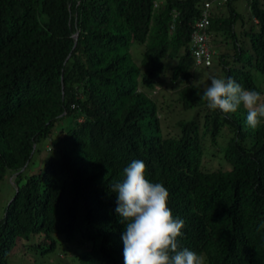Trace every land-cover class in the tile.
<instances>
[{"label": "trees", "instance_id": "16d2710c", "mask_svg": "<svg viewBox=\"0 0 264 264\" xmlns=\"http://www.w3.org/2000/svg\"><path fill=\"white\" fill-rule=\"evenodd\" d=\"M207 1L216 56L196 68L188 41ZM216 1L0 0V184L12 188L0 264H124L111 186L133 160L168 190L181 248L264 264V123L250 128L243 106L209 110L199 83L219 66L264 99V0L245 16ZM176 108L191 115L162 134Z\"/></svg>", "mask_w": 264, "mask_h": 264}, {"label": "clouds", "instance_id": "9594fccd", "mask_svg": "<svg viewBox=\"0 0 264 264\" xmlns=\"http://www.w3.org/2000/svg\"><path fill=\"white\" fill-rule=\"evenodd\" d=\"M208 38L213 52L211 65L195 66L193 61L196 68H210L213 65L216 52L210 43L209 33ZM209 81L202 94L209 110L229 114L243 106L250 128L256 129L264 123V99L261 93L245 89L230 77L210 76ZM145 172V163L133 160L123 169L122 182L111 186V192L116 195L115 212L120 218L119 222L124 225L121 237L124 264H206L207 258L203 253L197 254L180 247L177 238L182 235L184 220L173 217L168 206L169 192L163 183L151 182Z\"/></svg>", "mask_w": 264, "mask_h": 264}, {"label": "rangeland", "instance_id": "374dc122", "mask_svg": "<svg viewBox=\"0 0 264 264\" xmlns=\"http://www.w3.org/2000/svg\"><path fill=\"white\" fill-rule=\"evenodd\" d=\"M246 5H247V0H236L234 2V6L236 8V11L241 16H245ZM132 52H133V56H134V58L136 60L138 58L139 54H141V52H142V47L138 46V45H133ZM212 70L213 71H211V72H209L207 74H203L202 77H200V82L199 83H200V85L203 88L206 87L208 85V83L210 82L209 81V77L210 76H216V77L220 78V75H218V74H221L220 67L219 66L212 67ZM197 71H199V70H197ZM166 89H168V87H166ZM190 115H191V111L188 112V113L187 112L181 113L180 111H178V108H176L173 112L164 114V116H163L164 119H162V127H163L162 128V134H171V133H173V130H174L173 123L175 122V120H178V119H181V118H187ZM163 121L165 123H163ZM45 145H46V142L43 141L37 147L40 150V154L39 155L38 154L34 155L33 159L36 160L35 161L36 165L30 171L31 174L37 173L38 169L41 166V163L47 157V152L44 150V146ZM206 162H208V166H210V165L214 166V163H215L213 160H210V159H207ZM11 195H12V188L10 189L9 185L6 184L5 182L1 183L0 184V215H1L2 211H3V208H4L5 204L10 200ZM58 257L60 259H63L64 256L63 255H59ZM72 258H74V253L73 252H71L66 257L67 262H71ZM34 264H56V261L51 256L47 257V258L39 257V259L35 260Z\"/></svg>", "mask_w": 264, "mask_h": 264}, {"label": "built area", "instance_id": "2783aa9c", "mask_svg": "<svg viewBox=\"0 0 264 264\" xmlns=\"http://www.w3.org/2000/svg\"><path fill=\"white\" fill-rule=\"evenodd\" d=\"M224 0L216 1L220 5ZM210 2H203L201 7L200 19L193 25L189 35L188 49L193 58L195 66H210L212 50L209 44L207 26L210 17Z\"/></svg>", "mask_w": 264, "mask_h": 264}, {"label": "water", "instance_id": "95a60500", "mask_svg": "<svg viewBox=\"0 0 264 264\" xmlns=\"http://www.w3.org/2000/svg\"><path fill=\"white\" fill-rule=\"evenodd\" d=\"M74 40L76 39V35H73Z\"/></svg>", "mask_w": 264, "mask_h": 264}]
</instances>
